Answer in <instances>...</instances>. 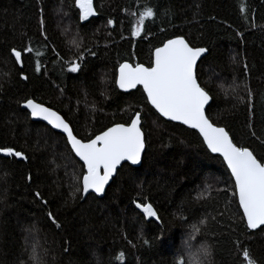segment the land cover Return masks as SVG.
Wrapping results in <instances>:
<instances>
[{"label":"trees","instance_id":"16d2710c","mask_svg":"<svg viewBox=\"0 0 264 264\" xmlns=\"http://www.w3.org/2000/svg\"><path fill=\"white\" fill-rule=\"evenodd\" d=\"M93 5L96 16L82 22L75 0H0V146L28 156L24 161L0 156V264H33V245L43 264H177L180 241L201 219L205 224L193 242L211 243L212 264H247L245 248L264 264V233L246 230L239 216L230 219L235 203L226 211L231 189L223 191L230 183L223 161L209 154L197 133L161 119L141 88L124 94L114 83L119 63L147 66L154 46L185 35L209 49L199 64L200 82L212 96L208 114L238 144L264 155L248 127L251 122L264 135V0H93ZM145 5L156 15L133 38L130 13ZM109 18L113 26L107 25ZM74 39L82 41L80 51L95 54L86 52L82 70L68 73L51 49L69 59L76 54ZM27 46L33 52L24 54L21 70L11 49ZM21 71L28 80L20 78ZM245 84L254 94L251 112L237 99L247 101ZM25 97L58 109L78 137L128 121L143 107L141 165L120 168L102 198L82 199L78 193L73 200L71 174L81 163L62 135L30 120L20 107ZM37 190L43 200L35 196ZM133 200L151 203L159 219L144 218Z\"/></svg>","mask_w":264,"mask_h":264},{"label":"snow or ice","instance_id":"6c2138e0","mask_svg":"<svg viewBox=\"0 0 264 264\" xmlns=\"http://www.w3.org/2000/svg\"><path fill=\"white\" fill-rule=\"evenodd\" d=\"M75 6L79 9V20L82 22H87L89 18L96 15L93 0H75ZM130 15L133 17L130 34L136 38L145 31V21L153 19L156 13L153 7L145 5L138 14L131 12ZM209 19L215 18L210 17ZM106 23L108 26H113L114 20L109 18ZM39 24L41 35L47 40L42 14ZM161 31L164 30L161 29ZM76 35L79 36V33L77 32ZM148 35L151 33L149 32ZM237 35L242 34L237 32ZM72 43L75 45L76 54L69 59L61 57L55 47L51 51L55 53L62 70L66 67L68 73H78L82 70L85 53H90V50L80 51L82 41L74 39ZM208 51V48L193 43L182 34L165 38L158 46H154L147 66L142 62L133 64L127 60L119 63L114 83L126 93L130 90H138V86H141L146 104L159 117L166 118L168 121L180 122L196 130L202 137V143L211 153L222 157L229 170L230 183L223 191L227 193L229 188L231 189V197L226 199V211H230L233 203L236 204V212L231 214L230 219L235 220V217L239 216L240 223L246 230H260L264 233V155H258L250 146L238 144L226 126L218 125L208 114L212 96L202 86L199 79V64ZM32 52L31 46L19 50L15 47L11 49L15 64L19 65L21 70L25 66L24 54ZM233 62H236L235 57H233ZM244 67L247 70L246 63ZM35 71L41 72L39 59L35 62ZM20 78L29 79L23 71L20 72ZM244 87L247 91V101L244 97H237V99L241 104L247 103L248 110L251 112L254 108L252 103L254 94L247 84ZM60 91L63 93V89ZM22 106L32 118L45 121L51 128L59 130L65 138L69 153L74 154L78 162H82L80 168L74 169L71 174L69 194L73 200L76 199L78 193L81 198L91 193H104L106 185L120 168L125 164L137 165L142 160L146 145V133L142 123L143 107L132 113L128 121H113L111 126H106L98 133L78 137L71 121L58 109L38 101L35 97H25ZM248 127L250 138H255L259 146L264 148V135H259L251 122ZM0 154L20 160L28 159L23 150H18L14 146H0ZM31 179L29 175L28 180L31 181ZM35 196L43 200L40 191L37 190ZM44 203L47 201L45 200ZM132 203L140 210L144 218L159 219L158 212L151 203L137 200H133ZM48 216L57 228L61 226L53 213L49 212ZM199 224L204 225L205 220L201 219ZM199 231L196 224L190 225V231L187 233L183 247L177 253V264H185V255L191 253L199 244L193 242L194 233ZM236 243L239 245L240 242ZM243 258L247 264H257L250 257L247 248L243 250ZM29 259L33 264H43L36 245L32 246Z\"/></svg>","mask_w":264,"mask_h":264},{"label":"clouds","instance_id":"9594fccd","mask_svg":"<svg viewBox=\"0 0 264 264\" xmlns=\"http://www.w3.org/2000/svg\"><path fill=\"white\" fill-rule=\"evenodd\" d=\"M202 225L197 223L196 227L199 229ZM199 232H195L197 235ZM184 241H180V248L183 247ZM186 264H212L213 260V246L208 241H201L195 248L184 257Z\"/></svg>","mask_w":264,"mask_h":264},{"label":"water","instance_id":"95a60500","mask_svg":"<svg viewBox=\"0 0 264 264\" xmlns=\"http://www.w3.org/2000/svg\"><path fill=\"white\" fill-rule=\"evenodd\" d=\"M95 16H96V15H95ZM95 16H94V17H95ZM117 69H118V68H117ZM116 73H117V70H116ZM116 88L118 89L119 92L124 93V94H127V93H130V92L134 91V90H130L129 92L126 93V92H124L123 90L119 89L117 86H116ZM138 88H141V90H142V87H141V86H138ZM20 107H21L22 110H24V111L27 112V114L29 115V118H30V120H31L32 122H38V123H41V124L45 125L46 127H48L50 130H52L53 132L58 133V134H60V135L63 136V134H62L59 130H56V129L51 128V126H50V125H47V123H46L45 121H42V120H39V119H34V118H32V117L30 116V114L28 113V111H27L26 109L23 108L22 104H21ZM150 108H151V107H150ZM152 110H153V109H152ZM153 111H154V110H153ZM154 112H155V111H154ZM156 114H157V113H156ZM157 115H158V114H157ZM158 116H159V115H158ZM160 118H161V117H160ZM161 119H163V120L166 121V122L172 123V124L180 125V126L186 128V129L191 130V131H194L195 133L198 134V132H197L196 130L190 129L188 126L183 125V124H181L180 122L168 121V120H166V118H161ZM198 136H199V134H198ZM199 137H200V136H199ZM200 139L202 140V137H200ZM204 146H205L206 150L209 152V154H211V155H213V156H218V157L222 160V157H220L218 154H213V153H211V152L207 149L206 145H204ZM144 152H145V150H144ZM144 152L142 153V158H143ZM73 155H74V154H73ZM0 156H1V157H4L3 154H0ZM4 158H8V157H4ZM15 159L18 160V161H24V160H20L19 158H15ZM76 159L78 160V158H76ZM222 161H223V160H222ZM141 162H142V160H141ZM141 162H140L139 164H137V165L130 166V167H131V168H138V167L141 165ZM79 163H82V162H79ZM223 163H224V162H223ZM126 165H128V164H126ZM224 165H225V167H226V169H227V166H226L225 163H224ZM128 166H129V165H128ZM227 170H228V169H227ZM228 172H229V170H228ZM229 174H230V173H229ZM115 175H116V174H115ZM115 175H114V177H115ZM114 177H113V178H114ZM111 181H112V180H111ZM111 181L109 182L108 185H106V187H105V191H106L107 187L110 185ZM104 193H105V192H104ZM104 193H102V194L91 193V194H89V195H93V196H95L96 198L100 199V198H102V197L104 196ZM87 196H88V195H87ZM87 196H86V197H87ZM86 197H84V198H86ZM84 198H82V199H84ZM249 231L254 232V231H256V230H249Z\"/></svg>","mask_w":264,"mask_h":264}]
</instances>
